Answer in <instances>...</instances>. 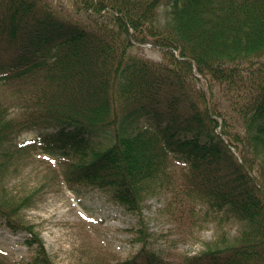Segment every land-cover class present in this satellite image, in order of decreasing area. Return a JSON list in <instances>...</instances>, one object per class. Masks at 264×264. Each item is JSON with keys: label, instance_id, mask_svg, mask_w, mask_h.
Segmentation results:
<instances>
[{"label": "trees", "instance_id": "trees-1", "mask_svg": "<svg viewBox=\"0 0 264 264\" xmlns=\"http://www.w3.org/2000/svg\"><path fill=\"white\" fill-rule=\"evenodd\" d=\"M75 2L85 19H61L48 0H0V92L14 98L0 101V187L32 152L61 156L77 191L101 187L128 212L161 195L194 227L239 228L220 248L172 260L144 246L122 264H264V0ZM148 37L160 60L135 50ZM203 79L222 86L226 109ZM7 106L25 112L15 120ZM31 124L51 130L14 142ZM25 203L0 204L33 249L17 264H56L18 217Z\"/></svg>", "mask_w": 264, "mask_h": 264}, {"label": "rangeland", "instance_id": "rangeland-1", "mask_svg": "<svg viewBox=\"0 0 264 264\" xmlns=\"http://www.w3.org/2000/svg\"><path fill=\"white\" fill-rule=\"evenodd\" d=\"M48 2L63 20L86 18L75 0ZM148 38L145 43L137 42L135 50L149 59L160 60L162 50ZM3 39L7 42L5 36ZM202 85L212 102L217 105L218 101L221 108L226 109L228 101L223 98L222 86L216 82L211 89L206 79L202 80ZM3 96L0 92V101L5 105L14 100ZM24 112L11 108L9 116L16 119ZM48 130L45 125H27L16 127L9 134L14 142L25 145ZM24 159H27L24 164L10 172L4 188L0 187V204L26 200L18 217L32 224L56 264H122L144 246L178 260L224 245L238 234L234 224L218 226L217 222H211L201 227L192 226L191 214L188 216L186 211V215L179 217L170 198L161 195L145 203L142 215L128 212L101 187L88 186L77 191V187L65 179L73 162L39 152H32ZM181 168L178 164L173 167L177 173ZM25 238V231L14 233L0 219V264L26 262L33 256V249L25 244Z\"/></svg>", "mask_w": 264, "mask_h": 264}]
</instances>
